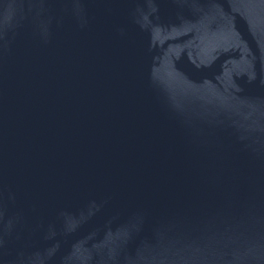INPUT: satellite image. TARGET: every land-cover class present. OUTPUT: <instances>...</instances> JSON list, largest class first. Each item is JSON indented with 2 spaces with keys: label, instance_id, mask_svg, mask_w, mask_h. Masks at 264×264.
Here are the masks:
<instances>
[{
  "label": "water",
  "instance_id": "95a60500",
  "mask_svg": "<svg viewBox=\"0 0 264 264\" xmlns=\"http://www.w3.org/2000/svg\"><path fill=\"white\" fill-rule=\"evenodd\" d=\"M0 264H264V0H0Z\"/></svg>",
  "mask_w": 264,
  "mask_h": 264
}]
</instances>
